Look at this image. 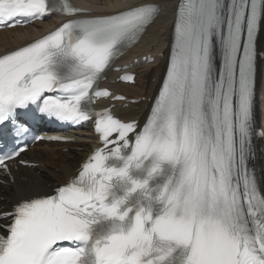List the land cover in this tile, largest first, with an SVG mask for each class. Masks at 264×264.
<instances>
[{
  "label": "snow or ice",
  "instance_id": "obj_1",
  "mask_svg": "<svg viewBox=\"0 0 264 264\" xmlns=\"http://www.w3.org/2000/svg\"><path fill=\"white\" fill-rule=\"evenodd\" d=\"M96 6L117 10L0 0V27L67 17L0 54V125L36 105L60 121L94 119L102 144L55 194L5 213L13 222L0 264H264V190L248 165L253 137L264 138L255 127L264 0H179L166 75L142 127L91 105L125 99L99 81L162 18L161 5ZM23 151L0 155V171L10 174L7 162Z\"/></svg>",
  "mask_w": 264,
  "mask_h": 264
},
{
  "label": "bare ground",
  "instance_id": "obj_2",
  "mask_svg": "<svg viewBox=\"0 0 264 264\" xmlns=\"http://www.w3.org/2000/svg\"><path fill=\"white\" fill-rule=\"evenodd\" d=\"M79 6L96 12H114L117 9L112 7H97L100 0H75ZM179 0H103L104 4L111 5L119 3L122 5H138L141 3H159L162 8V18L159 19L143 37L140 44L135 46L130 52L129 58L147 56L149 54L156 57V61L150 64H138L136 66L139 83L136 86L117 84L114 89L118 93L128 96L129 99H138L136 105L126 104L127 108L119 109V114L128 120H136L146 114V107L149 105L148 99L157 92L166 70V58L170 52V39L172 34V22L175 18L176 6ZM40 23L27 28H17L14 30L0 31V52L3 49L20 46L23 43L35 39L42 34L50 25ZM43 32L40 33V31ZM261 42L264 43V29L261 32ZM164 54V58L160 55ZM261 120L264 122V105L261 111ZM260 118V116H259ZM95 145L93 137H89L83 145L84 151H77L76 147L65 145L62 147H48L38 145L28 153V157L39 163V167L24 169L17 174V182L14 186L8 187L2 197L8 199L11 204L20 199L30 198L42 193H50L55 183H63L70 177L86 156L91 147ZM68 148V152H64ZM259 165L264 185V142H261L258 151ZM23 179V180H22Z\"/></svg>",
  "mask_w": 264,
  "mask_h": 264
},
{
  "label": "rangeland",
  "instance_id": "obj_3",
  "mask_svg": "<svg viewBox=\"0 0 264 264\" xmlns=\"http://www.w3.org/2000/svg\"><path fill=\"white\" fill-rule=\"evenodd\" d=\"M99 3V2H98Z\"/></svg>",
  "mask_w": 264,
  "mask_h": 264
}]
</instances>
